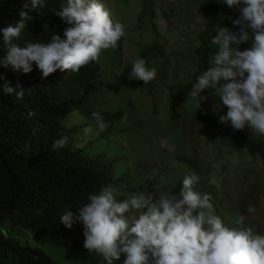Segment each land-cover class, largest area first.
<instances>
[{"label":"clouds","instance_id":"9594fccd","mask_svg":"<svg viewBox=\"0 0 264 264\" xmlns=\"http://www.w3.org/2000/svg\"><path fill=\"white\" fill-rule=\"evenodd\" d=\"M222 2L229 8L239 6V18L232 21L239 30L218 28L212 39L217 50L209 56L206 70L196 77L189 98L200 105L207 99L201 93L212 89L228 109L219 117L220 123H230L234 130L247 125L264 136V0ZM44 7L45 0H25L19 21L0 29L6 48L0 66L27 74L35 63L43 79L57 70L78 72L96 61L102 50L115 49L125 35L124 25L114 23L111 12L99 0H67L55 12L70 25L63 39L52 34L47 43L29 42L23 47L14 43L33 18L29 11ZM250 39L251 48L239 50V45ZM156 75L155 67L137 58L129 79L148 83ZM4 91L15 92L17 99L24 95L8 85ZM91 115L97 126L105 129L101 114L93 111ZM67 143L68 138L61 137L53 148ZM199 180L195 172H189L182 179L178 196L142 190L119 201L116 190L107 185L89 194L88 203L79 207L78 213L66 211L59 221L68 229L82 223L84 249L99 255L105 264H113L121 254L126 257L124 264H264V234L244 227L247 217L243 214L235 217L238 227L226 226L215 213L212 197L194 190ZM247 211L254 213L255 207L249 206Z\"/></svg>","mask_w":264,"mask_h":264},{"label":"trees","instance_id":"16d2710c","mask_svg":"<svg viewBox=\"0 0 264 264\" xmlns=\"http://www.w3.org/2000/svg\"><path fill=\"white\" fill-rule=\"evenodd\" d=\"M90 0H86L89 3ZM25 0H0V29L14 25L19 21V13L24 10ZM67 0H45L44 8L29 11L33 18L26 23L25 30L13 42L23 47L29 42H49L52 34L60 35L67 25L57 15ZM29 7L31 5L29 4ZM239 6L229 8L225 4L209 0L204 6L208 16L206 28L199 33L198 40L209 38V29L216 27L218 19L227 15L231 21V30L238 31L232 23L239 18ZM46 26V28H45ZM250 37L252 32L248 29ZM247 43L239 45L243 51L250 47ZM122 41L118 42L120 45ZM158 53L156 59L164 56L163 46L151 44L139 53V58L152 67L147 54ZM6 55V48L0 34V60ZM164 67H169V61H164ZM165 72H163L164 74ZM98 59L82 67L78 72H60L57 70L46 79L32 65L30 73L13 71L9 66H0V231L16 229L27 233L34 243L49 241L58 248L71 251L85 250L83 247V225L76 223L71 229L60 223L59 218L66 211L78 213L79 207L88 203V196L98 193L107 185L116 190V199L123 200L133 192L147 190L149 192L167 191L172 195L171 185L159 186L157 180L146 179L132 186L130 175L118 173L125 165V159L115 152L101 149L90 156L82 149L74 146L72 135L79 128L64 127V120L71 115L82 117L86 121L96 123L92 112L87 110L86 101L96 96L99 89L110 94H117L119 88L112 84H104L100 80ZM143 85L142 81H139ZM5 85L23 91L21 99L16 93L8 94ZM171 96H169L170 98ZM172 101V102H171ZM170 117H179L176 104L171 98ZM227 107L217 108L211 114H196V123L204 122L209 126L211 138L215 136L217 123L221 115H226ZM31 113V115H29ZM106 123L121 122L124 112L120 108L113 113H101ZM239 146L249 157L258 158L264 172V140L253 136L247 126L243 130L232 129ZM61 137H67L68 143L63 148L54 149L53 143ZM178 161L196 169V164L188 158ZM243 199L240 210L245 205ZM124 255L113 264H122ZM0 264H55L42 250L34 248L30 251L11 235L0 238ZM98 264H105L102 260Z\"/></svg>","mask_w":264,"mask_h":264},{"label":"rangeland","instance_id":"374dc122","mask_svg":"<svg viewBox=\"0 0 264 264\" xmlns=\"http://www.w3.org/2000/svg\"><path fill=\"white\" fill-rule=\"evenodd\" d=\"M208 1L99 0L111 12L113 22L124 25L125 35L120 45L115 49L102 50L98 58V66L102 73L100 81L117 86L119 92L110 94L104 89H99L96 96L86 101V108L91 112L99 113H113L121 108L125 119L122 122L106 123L105 129L101 130L96 123L86 121L77 115H71L72 117L69 116L64 120V127L79 128L71 138L74 146L82 149L87 155L93 156L101 149H108L119 157H123L125 165L118 173H128L132 186H136L151 175L157 180L159 186L168 184L171 185L173 191L181 190L182 179L188 174V168L177 159L183 155L179 156L170 152H187V157L197 161L199 165L198 169L192 172L204 174V177L208 176L207 184L212 188L208 194L212 197L211 203L215 213L222 218L226 226L238 227L234 223L236 214L227 209L224 194L218 186H224L227 193H233L237 189L243 190L242 186L245 182H249L251 185L249 194H245L246 198L242 196L246 199V206L252 204L251 199H254V206H261L264 209V174L259 159L245 154L227 124L218 125L215 137L211 138L208 128L191 121L188 125L190 130L187 131V135H184L192 144L193 148L190 151L188 146H185V149L183 145L182 147L176 146L175 143L181 141L179 135L183 133V130L169 123L171 98L174 103H177L176 111L181 113L183 121H187L191 115L200 111L201 106L213 104V107L216 105L220 108L226 107L212 89H206L201 93L207 99L201 101L200 105L189 98L196 77L209 65L203 58H197V63L189 58L182 61L185 48L188 50L190 48L188 43L190 38H192L191 42L194 41L197 45H203L202 47L209 49L207 43L203 44L197 40L199 33L206 28L208 22V16L204 13V6ZM213 1L224 4L222 0ZM220 26L231 30V21L227 15L219 17L216 27L209 29L210 36L205 41H212ZM154 43L163 46L164 56L160 55L161 58L156 59L158 53H152L154 57L147 54L152 67L156 68L157 75L152 81L140 85L138 80L129 79L132 66L128 63L134 62L139 58L142 49ZM252 43L251 40L249 48ZM191 47L194 49L195 45L191 44ZM215 48H217L216 45ZM125 53L129 61L123 60ZM166 59L169 61L168 68L164 67ZM141 125L145 127L144 131ZM86 129L88 131H85ZM160 133L162 136L169 135V138H164L166 139L164 146H161L159 141ZM252 135L264 139V136L254 132ZM194 136L197 140L193 139ZM151 141L156 142L157 146L163 150L159 149L158 152L154 149L150 150L146 154L147 157L143 158L148 162L144 160L145 162L141 161L131 166V162L138 160L137 153L140 154V150H148V146H155L148 145ZM164 152L170 155H165ZM224 177V183L221 185L220 182ZM194 190L201 194L206 193V187L200 181ZM226 199L230 203L229 206L234 207L243 198L235 200L233 197L231 200L226 196ZM257 212H262V210H257ZM243 214L247 217L244 227H252L255 232L264 234V225L260 229L258 223L264 220V216L258 213L252 217L247 216V211ZM6 235L13 236L30 251L34 248L42 250L55 264H98L102 261L99 255L87 250L71 251L58 248L47 240L34 243L27 233L20 230L8 228L0 231V238ZM125 259L124 255L122 264Z\"/></svg>","mask_w":264,"mask_h":264},{"label":"crops","instance_id":"0c3cea01","mask_svg":"<svg viewBox=\"0 0 264 264\" xmlns=\"http://www.w3.org/2000/svg\"><path fill=\"white\" fill-rule=\"evenodd\" d=\"M191 40H192V38H190L189 39V41H188V43H189V50L187 49V48H185V51H184V53H182V61H184V60H186V59H191L194 63H197V58H203L204 60H206L207 62H208V59H209V56L210 55H212L216 50H217V48H215V45H213L212 44V41H200V42H203V44H208L209 46H208V48L209 49H206L205 47H202V46H199V44L197 45L194 41L193 42H191ZM198 40V39H197ZM191 44H193V45H195V48L194 49H192V47H191ZM207 50V52H205ZM137 52V51H136ZM139 52V51H138ZM169 52H171V51H169ZM206 53V54H205ZM138 54V53H137ZM185 54V55H184ZM127 54L125 53L124 54V59L123 60H125V61H129V59H127V57H125ZM180 55H181V53H180ZM128 56V55H127ZM123 58V57H122ZM134 58V57H133ZM133 63V62H132ZM132 63H128V64H131V66H132ZM180 64V63H179ZM179 64L177 65L178 66V71H179V69H180V66H179ZM172 68V67H171ZM99 70H100V68H99ZM170 70H172V69H170ZM102 74V73H101ZM167 83V82H166ZM179 85V84H178ZM174 101V100H173ZM176 105H177V103H175ZM215 104V103H214ZM213 104H210V105H206V106H201V108L199 109L200 111H197L194 115H191V117H189L188 118V120L187 121H183V116L181 115V113L180 112H178V114H180L179 115V117L177 118V119H175V120H172L171 119V117H170V115H169V123H170V125L171 126H175V127H181L182 129L181 130H183V133H181L180 135H179V138H180V142H176L175 144H176V146H180V147H182V145H183V149H185V146H188L189 147V149H190V151H192V144H191V142L189 141V140H187L186 139V137L184 136L185 134L187 135V131H189L190 130V128L188 127V125H189V123L191 122V121H193L195 124H201L203 127H206V128H208V130H209V126H208V124H206V123H204V122H199V123H196L195 122V120H194V117H195V115L196 114H211V113H213L214 111H215V109H217V108H220V107H217L218 105H216V106H212ZM179 108V107H178ZM226 108V107H225ZM221 109H224V108H221ZM125 119V118H124ZM123 121V120H122ZM121 121V122H122ZM139 125H140V123H138ZM222 124H227V123H220V121H218V123H217V127H218V125H222ZM142 126V125H141ZM247 126V125H246ZM245 126V127H246ZM134 127V126H133ZM142 128H143V126H142ZM129 129H131V128H129ZM134 129V128H133ZM230 129V128H229ZM145 130V127L143 128V131ZM133 131H138V130H133ZM142 131V132H143ZM216 131H217V129H216ZM141 132V131H140ZM253 132V131H252ZM216 133V132H215ZM209 134H210V132H209ZM252 134V133H251ZM160 135H161V138H160V142H161V146L163 145L164 146V143H166V139L164 140V138H169V135H164V136H162V134L160 133ZM253 136H255V135H253ZM215 137V136H214ZM259 137V136H258ZM193 139L194 140H197V139H195V136L193 137ZM262 139V138H261ZM262 140H264V139H262ZM199 142V141H198ZM148 145H155L154 147H151V146H148V150H140V154H138L137 153V155H138V160L136 161V162H134V163H130V165L131 166H134V165H136V164H138V163H140L141 161H147L146 159H143L145 156H146V154H148V151H150V150H156L157 152L159 151V147L157 146V143L156 142H153V141H151ZM170 145V144H169ZM172 146H175V145H172ZM126 147L128 148V145H126ZM160 150H163V149H160ZM184 151V150H183ZM244 151V150H243ZM245 152V151H244ZM170 153H172V154H178L179 156L180 155H183L182 157H179V158H177V159H180V158H183V157H185V158H188L189 160H193V159H190L189 157H187V155H188V153L187 152H176V151H171ZM164 154L165 155H167V154H169V153H166V152H164ZM245 154H246V152H245ZM129 155V154H128ZM170 155V154H169ZM247 155V154H246ZM147 157V156H146ZM131 158V157H130ZM258 159V158H257ZM144 161V162H145ZM194 161V163L197 165L196 166V169H192V168H190L189 167V165H187V164H185V163H182V162H180V163H182V164H184V165H186L187 166V168H188V173L190 172V170H191V172L194 170V171H196L197 169H198V167H199V165H198V163H197V161H195V160H193ZM260 161V160H259ZM148 162V161H147ZM213 172V171H212ZM211 172V173H212ZM263 174H264V172H263ZM197 175L199 176V177H202L199 181L202 183V184H204L205 185V187H206V193L208 194V192H210L211 190H212V188L211 187H209L208 186V184H207V181H208V176H206V177H204V174H198L197 173ZM148 177V176H147ZM181 177H182V174H181ZM226 177V176H225ZM225 177L223 178V180H222V182H220V184L221 185H223V181L225 180ZM154 177H152L151 175H149V178H146V179H153ZM146 179H144V180H146ZM143 180V181H144ZM142 181V182H143ZM141 182V183H142ZM140 184V183H139ZM218 184V183H217ZM219 188H220V190H221V192H223V194H224V202L227 204V209L228 210H230V211H233L236 215H238V214H243V213H245V211H247V209L248 208H246L247 206L249 207V206H254V199H251V202H252V204H248L247 206H246V200H245V205H244V208H243V210H240L239 209V207H240V203L242 202V200L244 199V197L246 196V195H248L249 193V190H250V188H251V185L249 184V182L248 183H246L245 182V184H244V186H242V188H244L243 190L242 189H237L235 192L233 191V193H227V189H225V187L224 186H218ZM171 191L172 192H180L181 190H177V191H173L172 189H171ZM247 193V194H246ZM230 194H233L232 196H230ZM246 194V195H245ZM244 195V197H242ZM226 196L228 197V198H231V200L233 199V197L235 198V200L236 199H238V198H243V199H241V202L240 203H237V205H235L234 207L233 206H229L230 205V203H228L227 202V199H226ZM246 198V197H245ZM239 200V199H238ZM255 207V206H254ZM257 210H262V212H257ZM255 213H258L259 215H261V216H264V209L260 206V207H255V212L254 213H248V211H247V216L249 215H251V217L252 216H254L255 215ZM244 215V214H243ZM254 221V220H253ZM259 224H260V229H262V226L264 225V220L262 221V222H258Z\"/></svg>","mask_w":264,"mask_h":264},{"label":"bare ground","instance_id":"6f19581e","mask_svg":"<svg viewBox=\"0 0 264 264\" xmlns=\"http://www.w3.org/2000/svg\"><path fill=\"white\" fill-rule=\"evenodd\" d=\"M72 117V116H71Z\"/></svg>","mask_w":264,"mask_h":264}]
</instances>
